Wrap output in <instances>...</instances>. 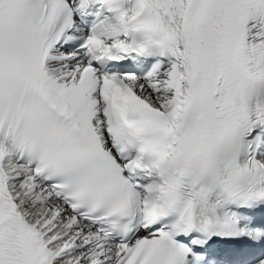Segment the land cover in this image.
I'll use <instances>...</instances> for the list:
<instances>
[{"label":"snow or ice","instance_id":"1","mask_svg":"<svg viewBox=\"0 0 264 264\" xmlns=\"http://www.w3.org/2000/svg\"><path fill=\"white\" fill-rule=\"evenodd\" d=\"M0 264H264V0H0Z\"/></svg>","mask_w":264,"mask_h":264}]
</instances>
